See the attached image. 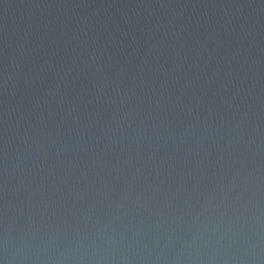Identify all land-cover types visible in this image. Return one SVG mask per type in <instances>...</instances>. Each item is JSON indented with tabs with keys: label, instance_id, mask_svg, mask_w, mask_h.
<instances>
[{
	"label": "water",
	"instance_id": "95a60500",
	"mask_svg": "<svg viewBox=\"0 0 264 264\" xmlns=\"http://www.w3.org/2000/svg\"><path fill=\"white\" fill-rule=\"evenodd\" d=\"M0 264H264V0H0Z\"/></svg>",
	"mask_w": 264,
	"mask_h": 264
}]
</instances>
